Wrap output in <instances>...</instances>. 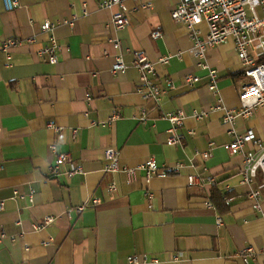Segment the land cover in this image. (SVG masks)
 I'll return each mask as SVG.
<instances>
[{
    "label": "crops",
    "instance_id": "1",
    "mask_svg": "<svg viewBox=\"0 0 264 264\" xmlns=\"http://www.w3.org/2000/svg\"><path fill=\"white\" fill-rule=\"evenodd\" d=\"M145 1L151 8L126 0L130 22L117 29L111 20L118 7H101L102 0H19L15 9L0 0V264H129L130 255H147L142 264H244L238 251L264 250V189L260 209L249 199L264 174L243 181L244 157L226 147L248 128L264 144V106L236 116L233 132L224 123L227 109L240 108L246 80L235 43L207 52L219 71L214 91L192 53L188 27L172 17L179 0ZM73 18V26L64 22ZM46 20L60 43L57 63L41 52L50 38L41 30ZM199 28L208 32L205 22ZM9 38L22 42L3 50ZM140 52L166 88L159 104L138 91L141 72L133 63ZM165 55L170 62H158ZM118 56L125 71L113 70ZM189 75L200 79L189 84ZM178 110L186 115L182 145L168 143L164 116ZM52 144L83 171L68 176L66 164L53 176ZM108 148L126 167L153 158L158 174L147 179L139 170L129 178L108 170ZM194 174L212 175L216 184H193ZM250 264H264V257Z\"/></svg>",
    "mask_w": 264,
    "mask_h": 264
},
{
    "label": "built area",
    "instance_id": "2",
    "mask_svg": "<svg viewBox=\"0 0 264 264\" xmlns=\"http://www.w3.org/2000/svg\"><path fill=\"white\" fill-rule=\"evenodd\" d=\"M138 5L144 9L151 8L152 4L145 0H136ZM7 9H15L20 3L19 0H5ZM116 5L118 10L113 14L111 23L117 28L122 29L130 22L129 7L126 0H102L101 7L110 8ZM172 17L176 21H182L189 29L190 36L193 40L192 53L198 59V65L207 70V76L210 78L209 87L218 90L219 71L210 67L207 62V52L210 48L217 46L229 40H233L236 46L238 57L243 67L246 77L245 82L241 86L240 103L238 110L227 109L224 117V123L229 125V131L233 132V124L236 116L250 117L255 110L264 106V0H179L177 6L172 10ZM65 23L73 26L75 18L65 19ZM205 22L208 32L203 35L199 25ZM55 24L50 20H46L41 24V30L50 32L48 44L42 49V53H47L52 63L59 61L58 51L60 43L56 35L53 33ZM161 31L155 30L152 36L158 38ZM34 39L29 38L27 41L32 42ZM22 42V39L9 38L3 43V50H8L11 46H16ZM115 47L119 48L121 42L119 39L113 40ZM170 55L162 56L158 62L166 64L170 62ZM141 72L140 87L138 91L145 98L153 99L159 104L162 95L166 92V88L155 82L156 66L150 61L145 53H138L133 63ZM127 63L122 56H118L114 65V71H125ZM200 79L198 75H189L186 80L189 84H193ZM171 82L169 86H171ZM221 106L218 105L217 108ZM207 115V111H195L194 116L203 118ZM165 118L171 123L169 128L168 143L174 145H182L184 135L180 132V126L183 125L186 115L184 111L167 112ZM142 121L147 120L144 112L141 116ZM52 125V123H50ZM213 142L210 143L212 148ZM227 150L231 155H242L244 164L241 170L243 181L252 182L259 171L264 174V144L258 136L254 128H248L244 133L237 134L232 141L227 143ZM51 149L57 153V161L51 167L53 176L62 173V166L69 164L70 167L65 172L68 176L82 172L83 166L77 164L70 153L59 152L55 144L51 145ZM212 155V149L204 152V157L208 158ZM106 159L108 160L107 169L110 171H124L129 178H132L139 170L145 171L147 179L158 174L159 167L153 158L138 167H126L120 163L119 152L114 148L106 150ZM174 170L173 167H167L166 171ZM189 180L193 184L201 186L216 184V178L212 175L194 174L189 176ZM264 189V182L256 189L249 193V199L252 200L254 206L261 208L260 202ZM110 191L116 190V184L109 186ZM18 190L16 191V195ZM100 199H95L94 204L100 203ZM4 206V202H1ZM78 211H83L85 205L76 207ZM52 217H46L45 222L52 221ZM39 228V225H37ZM264 257V250L257 249L254 245H249L237 253L244 264H250V259H257V256ZM147 255H130L128 257L129 264H142L147 262Z\"/></svg>",
    "mask_w": 264,
    "mask_h": 264
}]
</instances>
